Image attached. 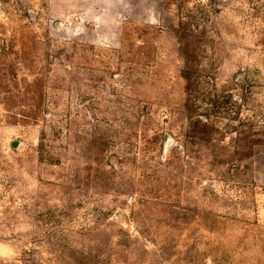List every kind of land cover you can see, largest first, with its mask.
Masks as SVG:
<instances>
[{"label":"rangeland","instance_id":"rangeland-1","mask_svg":"<svg viewBox=\"0 0 264 264\" xmlns=\"http://www.w3.org/2000/svg\"><path fill=\"white\" fill-rule=\"evenodd\" d=\"M154 6L0 0V264H264V0Z\"/></svg>","mask_w":264,"mask_h":264},{"label":"crops","instance_id":"crops-1","mask_svg":"<svg viewBox=\"0 0 264 264\" xmlns=\"http://www.w3.org/2000/svg\"><path fill=\"white\" fill-rule=\"evenodd\" d=\"M161 0H63V18L73 20H95L98 28L102 30V40L109 42L117 39L116 32L120 22L134 21L136 19H156L158 12L156 4ZM149 4L150 9L137 11L136 5ZM256 180L264 186V150L258 155Z\"/></svg>","mask_w":264,"mask_h":264}]
</instances>
